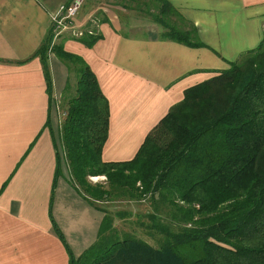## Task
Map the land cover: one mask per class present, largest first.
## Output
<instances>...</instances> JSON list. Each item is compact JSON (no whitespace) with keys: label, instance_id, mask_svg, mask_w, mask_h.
I'll return each instance as SVG.
<instances>
[{"label":"trees","instance_id":"16d2710c","mask_svg":"<svg viewBox=\"0 0 264 264\" xmlns=\"http://www.w3.org/2000/svg\"><path fill=\"white\" fill-rule=\"evenodd\" d=\"M161 1V11L177 16ZM155 17L162 38L203 45L192 24L179 28ZM50 32L32 56L42 63L49 94ZM99 38L97 33L78 40L91 47ZM51 52L76 76L74 94L53 133V189L66 171L71 185L103 212L96 240L78 256L51 216L69 264H264V41L243 60L186 88L125 161L102 159L109 103L90 66L66 51L63 39ZM101 175L103 182L88 180ZM124 198H149L144 228L154 244L120 232L114 220L122 214L114 218L97 204Z\"/></svg>","mask_w":264,"mask_h":264},{"label":"crops","instance_id":"0c3cea01","mask_svg":"<svg viewBox=\"0 0 264 264\" xmlns=\"http://www.w3.org/2000/svg\"><path fill=\"white\" fill-rule=\"evenodd\" d=\"M69 1L0 0V264H69L51 216L75 256L96 240L103 218L66 171L53 189V133L60 127L54 126L55 99L65 91L69 71L48 55L49 94L42 63L32 57L51 29L52 14ZM166 1L184 28L186 23L197 28L203 45L127 34L111 17L101 22L100 38L91 47L79 38H62L64 49L90 66L108 100L104 161L131 159L186 88L226 69L264 40V0ZM78 15L77 21L83 17Z\"/></svg>","mask_w":264,"mask_h":264},{"label":"rangeland","instance_id":"374dc122","mask_svg":"<svg viewBox=\"0 0 264 264\" xmlns=\"http://www.w3.org/2000/svg\"><path fill=\"white\" fill-rule=\"evenodd\" d=\"M163 3L161 0H85L82 9L78 14H83V17L77 21L78 23H83L80 25V29L71 28L70 21L65 20V28H51V36L49 39V49L48 54H53L51 52L52 47L58 44L62 38H73L76 34L82 33V36L91 35L87 31H92V35L98 33L97 25L92 21L101 24L104 20H109L110 17L113 20L119 21L121 24V30L127 34H161L163 27L155 18L157 16L158 20H167L169 24L175 25L179 28H183L180 19L177 16L167 14L164 10L161 11ZM108 15V16H107ZM79 17V15H78ZM125 25L128 28H125ZM138 26V28H136ZM139 26L141 28H139ZM264 41V40H263ZM246 52H243L237 61L244 59ZM61 61V60H60ZM63 62V61H62ZM67 66V65H66ZM68 68V67H67ZM69 83L70 88L62 93L61 97L55 99V113H56V123L54 124L57 128L64 116L65 110L67 108V102L70 97L74 94L76 76L73 70H69ZM54 128V129H55ZM56 130V129H55ZM101 177V178H100ZM88 180L91 183H99L105 180L104 176H90ZM97 204L104 209H107L110 214L116 216L115 214L121 213L122 215L117 216L114 220V225L120 232L131 233L150 244H154L153 240L146 235L145 224L148 223L145 212L149 210L150 201L149 198L129 200L124 199H114L107 201H97ZM115 218V217H114Z\"/></svg>","mask_w":264,"mask_h":264},{"label":"built area","instance_id":"2783aa9c","mask_svg":"<svg viewBox=\"0 0 264 264\" xmlns=\"http://www.w3.org/2000/svg\"><path fill=\"white\" fill-rule=\"evenodd\" d=\"M85 0H70L67 3L60 4L56 11L51 16V28H65V20H69L71 23L69 26L71 28H79L80 25L83 23H78L76 25V18L80 10L82 9V6L84 4ZM94 24L97 25V28L99 30L98 22L92 21ZM88 34H94L92 31H87ZM97 34V32H96ZM82 37V33L76 34L73 38H80Z\"/></svg>","mask_w":264,"mask_h":264}]
</instances>
